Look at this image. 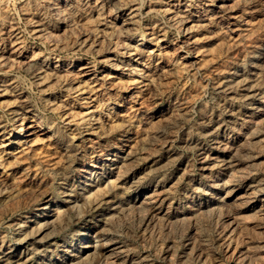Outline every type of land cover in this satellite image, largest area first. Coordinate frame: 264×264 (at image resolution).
Here are the masks:
<instances>
[{
  "label": "rangeland",
  "instance_id": "obj_1",
  "mask_svg": "<svg viewBox=\"0 0 264 264\" xmlns=\"http://www.w3.org/2000/svg\"><path fill=\"white\" fill-rule=\"evenodd\" d=\"M0 264H264V0H0Z\"/></svg>",
  "mask_w": 264,
  "mask_h": 264
},
{
  "label": "bare ground",
  "instance_id": "obj_2",
  "mask_svg": "<svg viewBox=\"0 0 264 264\" xmlns=\"http://www.w3.org/2000/svg\"><path fill=\"white\" fill-rule=\"evenodd\" d=\"M220 8H222V9H224L225 7H224V2H223V4L220 6ZM143 43V42H142ZM136 44L137 45H139V43H137L136 42ZM135 48H136V45H135ZM23 124H25V121L23 120V122H22ZM29 128V127H28ZM24 127H22V128H20V132H19V136H18V134H17V136L19 137V138H23V137H26V132H24ZM17 137V138H18ZM22 141V140H21ZM20 143V142H19ZM47 208H45V210H46Z\"/></svg>",
  "mask_w": 264,
  "mask_h": 264
}]
</instances>
